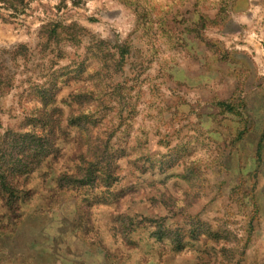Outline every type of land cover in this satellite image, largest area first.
<instances>
[{
    "label": "rangeland",
    "instance_id": "1",
    "mask_svg": "<svg viewBox=\"0 0 264 264\" xmlns=\"http://www.w3.org/2000/svg\"><path fill=\"white\" fill-rule=\"evenodd\" d=\"M221 1L0 0V264H264V0Z\"/></svg>",
    "mask_w": 264,
    "mask_h": 264
},
{
    "label": "trees",
    "instance_id": "2",
    "mask_svg": "<svg viewBox=\"0 0 264 264\" xmlns=\"http://www.w3.org/2000/svg\"><path fill=\"white\" fill-rule=\"evenodd\" d=\"M74 2H77V0H74ZM221 2H222L221 3L222 6H224V0H222ZM6 83H8V81L4 80L3 76L0 75V107H1V103H2L1 98L3 96L2 90H3V87ZM51 90L52 89H50L49 91H42L40 93V96L42 98V102L46 106L50 104V101H48V99L51 98L50 97L51 93H52ZM58 91L59 90H56L55 94H57ZM55 94H53V95H55ZM78 96L79 97H85V96H87V94L86 95L79 94ZM52 101L54 102L55 99L53 98ZM0 110H1V108H0ZM54 124H55V122H54ZM0 125H1V120H0ZM1 146H3V148H2V150H0V154H2L3 157L0 158V192L8 193V194H10L9 198H12V197H14V192L8 190V186L9 187L12 186L11 182H10V177L12 176V171L8 168V156H9V154L7 156H6V154L8 151L10 152V154H13L15 147L13 148V146H14L13 144H11L9 147H8V145H5V144H2Z\"/></svg>",
    "mask_w": 264,
    "mask_h": 264
}]
</instances>
